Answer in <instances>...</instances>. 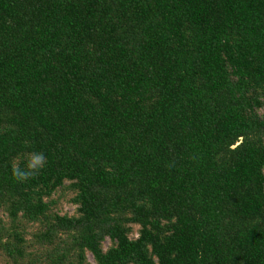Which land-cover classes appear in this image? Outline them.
I'll use <instances>...</instances> for the list:
<instances>
[{
    "label": "trees",
    "instance_id": "trees-1",
    "mask_svg": "<svg viewBox=\"0 0 264 264\" xmlns=\"http://www.w3.org/2000/svg\"><path fill=\"white\" fill-rule=\"evenodd\" d=\"M88 254L264 264V0H0V264Z\"/></svg>",
    "mask_w": 264,
    "mask_h": 264
},
{
    "label": "clouds",
    "instance_id": "clouds-1",
    "mask_svg": "<svg viewBox=\"0 0 264 264\" xmlns=\"http://www.w3.org/2000/svg\"><path fill=\"white\" fill-rule=\"evenodd\" d=\"M44 162V157L41 154H35L33 155L28 164H27V170L22 169L20 167L13 168V176L18 181H24L26 179H29L32 172H34L38 167H42Z\"/></svg>",
    "mask_w": 264,
    "mask_h": 264
},
{
    "label": "rangeland",
    "instance_id": "rangeland-1",
    "mask_svg": "<svg viewBox=\"0 0 264 264\" xmlns=\"http://www.w3.org/2000/svg\"><path fill=\"white\" fill-rule=\"evenodd\" d=\"M61 208H62V211H61L62 213H66V214H69V215L73 214L74 211H75V207L72 206L71 204L67 203V202L63 203V205L61 206ZM108 245H109V241L107 239L104 242V247L106 248ZM88 260L92 264H94V260H93V258H92V256L90 254H88Z\"/></svg>",
    "mask_w": 264,
    "mask_h": 264
}]
</instances>
